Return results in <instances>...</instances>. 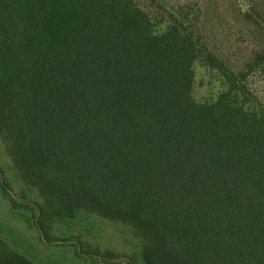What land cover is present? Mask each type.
<instances>
[{
    "label": "trees",
    "instance_id": "obj_1",
    "mask_svg": "<svg viewBox=\"0 0 264 264\" xmlns=\"http://www.w3.org/2000/svg\"><path fill=\"white\" fill-rule=\"evenodd\" d=\"M193 8L156 32L137 0H0V264H41L24 234L118 264L90 220L123 227V264H264V15L243 11L257 40L232 66ZM196 61L226 84L211 101Z\"/></svg>",
    "mask_w": 264,
    "mask_h": 264
},
{
    "label": "rangeland",
    "instance_id": "obj_2",
    "mask_svg": "<svg viewBox=\"0 0 264 264\" xmlns=\"http://www.w3.org/2000/svg\"><path fill=\"white\" fill-rule=\"evenodd\" d=\"M241 1L247 3V6L256 4L261 14L264 15V0H137V3L151 18L154 30L159 32L165 28L169 13L178 10L187 2H192L194 8L191 11L197 12L194 16H197L199 32L205 36V40L212 50L222 54L230 65L236 66L241 64L242 59L248 55L257 40V37L251 32L253 28L247 25L248 23L243 19L242 13L247 6L239 9L238 2ZM193 70L192 97L195 101H211L226 88L222 76L210 66L196 61L193 63ZM255 86L264 100V74L259 81L255 82ZM0 145L2 144L0 143ZM0 156L3 159V156ZM9 165L10 167L8 165L6 167L12 171V175L15 174L10 162ZM7 180L10 185L16 187L10 176L7 177ZM3 206L4 202L0 198V214L6 210ZM88 228L93 235L98 234V241H91L92 247L100 250L107 248L116 252L120 257L114 262L125 263L126 257L133 249L122 238L123 227H120V230L116 227L111 229L113 232L119 231V233L111 232L105 235L108 230L107 226L96 220H90ZM16 240L21 242L19 243L22 249L20 252L26 253V257H38L41 264H81L85 260L77 259L72 253L58 248L53 250L43 248L42 245L29 240L27 234ZM89 261L90 264H108L98 256L89 259Z\"/></svg>",
    "mask_w": 264,
    "mask_h": 264
}]
</instances>
